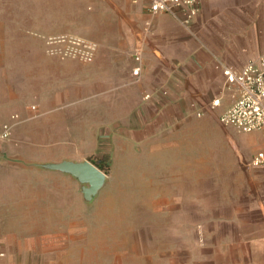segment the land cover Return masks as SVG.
I'll use <instances>...</instances> for the list:
<instances>
[{
  "label": "crops",
  "instance_id": "0c3cea01",
  "mask_svg": "<svg viewBox=\"0 0 264 264\" xmlns=\"http://www.w3.org/2000/svg\"><path fill=\"white\" fill-rule=\"evenodd\" d=\"M116 5L120 30L101 50L95 40L100 51L91 68L49 58L32 36L30 18L0 16V118L19 115L12 138L0 148V216L24 205L16 178L31 196L38 163L154 148L163 159L174 150L178 120L196 112L220 118L235 102L225 71H241L264 55V0H199L190 27L173 15L152 13L147 0ZM248 139L264 148L261 133ZM38 225L8 221L0 226V242L25 247L21 233L47 228Z\"/></svg>",
  "mask_w": 264,
  "mask_h": 264
},
{
  "label": "rangeland",
  "instance_id": "374dc122",
  "mask_svg": "<svg viewBox=\"0 0 264 264\" xmlns=\"http://www.w3.org/2000/svg\"><path fill=\"white\" fill-rule=\"evenodd\" d=\"M124 1L0 0V16L30 18L38 47L57 59L47 52L45 36L75 34L98 41L101 50L110 33L120 30L116 3ZM90 22L92 30H86ZM70 60L83 68L95 62ZM176 128L174 150L163 153V159L154 148L44 161L37 164L39 177H32L31 196L16 178L17 197L25 191L24 205L2 210L10 214L0 216V226L10 221L47 228L22 232V248L0 242L6 260L264 264V169L252 164L253 154L264 148L253 147L248 137L254 133L225 126L217 115L196 112L178 120ZM65 161L92 162L106 174L104 186L90 195L89 183L53 167Z\"/></svg>",
  "mask_w": 264,
  "mask_h": 264
},
{
  "label": "built area",
  "instance_id": "2783aa9c",
  "mask_svg": "<svg viewBox=\"0 0 264 264\" xmlns=\"http://www.w3.org/2000/svg\"><path fill=\"white\" fill-rule=\"evenodd\" d=\"M150 11L154 14L167 13L177 18L182 25L190 27L198 16L199 0H147ZM47 52L61 59H76L84 62L96 60L99 44L95 40L75 34H52L44 37ZM140 62L141 57L136 55ZM142 67L138 65L133 71L139 76ZM225 75L231 86L236 88L235 102L222 113L220 122L232 126L243 133L259 132L264 138V55L250 61L241 71L226 70ZM220 99L213 106L220 104ZM19 120V115H12L10 120L0 118V148L12 138L13 130ZM256 168L264 169V150H259L252 157ZM8 252L0 243V260H6ZM6 264H14L8 261Z\"/></svg>",
  "mask_w": 264,
  "mask_h": 264
},
{
  "label": "water",
  "instance_id": "95a60500",
  "mask_svg": "<svg viewBox=\"0 0 264 264\" xmlns=\"http://www.w3.org/2000/svg\"><path fill=\"white\" fill-rule=\"evenodd\" d=\"M56 169L71 173L81 181L90 184L88 193H97L106 182V174L90 161L72 162L65 161L53 166Z\"/></svg>",
  "mask_w": 264,
  "mask_h": 264
}]
</instances>
